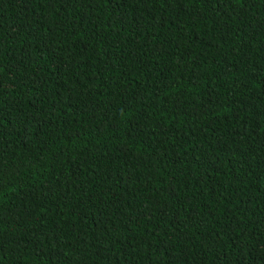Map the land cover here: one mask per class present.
<instances>
[{"label":"trees","instance_id":"16d2710c","mask_svg":"<svg viewBox=\"0 0 264 264\" xmlns=\"http://www.w3.org/2000/svg\"><path fill=\"white\" fill-rule=\"evenodd\" d=\"M0 264H264V0H0Z\"/></svg>","mask_w":264,"mask_h":264}]
</instances>
